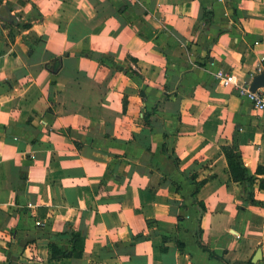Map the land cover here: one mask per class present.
Masks as SVG:
<instances>
[{
	"label": "crops",
	"instance_id": "crops-1",
	"mask_svg": "<svg viewBox=\"0 0 264 264\" xmlns=\"http://www.w3.org/2000/svg\"><path fill=\"white\" fill-rule=\"evenodd\" d=\"M0 1V264H264V0Z\"/></svg>",
	"mask_w": 264,
	"mask_h": 264
},
{
	"label": "trees",
	"instance_id": "trees-1",
	"mask_svg": "<svg viewBox=\"0 0 264 264\" xmlns=\"http://www.w3.org/2000/svg\"><path fill=\"white\" fill-rule=\"evenodd\" d=\"M1 4V1H0ZM213 21V12L211 9H208L204 6H202V18L199 21V25L205 27L208 26ZM17 25L22 29H27L31 25L30 23H17ZM52 64H54L55 67L59 66V58H54L51 61ZM201 64V63H199ZM52 70L54 68L49 64V66ZM264 69V68H263ZM147 122V119L145 117V123ZM221 151L226 159L228 172L230 175V178L233 182L238 183L243 186V189L246 194V200L250 203H256L251 198V191L253 184L257 181V174L264 173V169L261 167H258L255 174H251L247 168L245 167L239 150L233 146H222ZM174 162L176 165H178V161L174 159ZM201 182H194L195 190L193 191V196H195V192L197 190V187L199 186ZM259 187L261 189H264V182L263 180H260ZM200 207L203 209V205L199 204ZM140 237L142 238L143 235H137L135 238ZM198 244L200 247L208 252L209 257L217 258V256L209 251L205 246H203L200 243V240H198ZM48 248V256L50 260H59V259H75L81 257L83 253L84 248V237L81 235L78 231L71 232V247L70 249H60L55 244L49 243L47 245ZM246 264H250V260Z\"/></svg>",
	"mask_w": 264,
	"mask_h": 264
},
{
	"label": "built area",
	"instance_id": "built-area-1",
	"mask_svg": "<svg viewBox=\"0 0 264 264\" xmlns=\"http://www.w3.org/2000/svg\"><path fill=\"white\" fill-rule=\"evenodd\" d=\"M259 71L261 70L259 69ZM214 77L218 83L224 87L234 85L239 97L248 100L253 108L258 110L260 114L264 116V87L252 91L248 85L237 83L232 73L226 72L222 69H218L214 73ZM37 224H39V222H37Z\"/></svg>",
	"mask_w": 264,
	"mask_h": 264
},
{
	"label": "water",
	"instance_id": "water-1",
	"mask_svg": "<svg viewBox=\"0 0 264 264\" xmlns=\"http://www.w3.org/2000/svg\"><path fill=\"white\" fill-rule=\"evenodd\" d=\"M262 87H264V72L255 75L249 85V88L252 91H255L257 88H262ZM261 259H262L261 249H257L250 260V264H256Z\"/></svg>",
	"mask_w": 264,
	"mask_h": 264
}]
</instances>
